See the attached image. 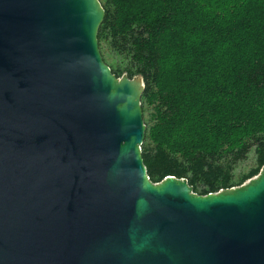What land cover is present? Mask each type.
<instances>
[{
  "label": "water",
  "instance_id": "95a60500",
  "mask_svg": "<svg viewBox=\"0 0 264 264\" xmlns=\"http://www.w3.org/2000/svg\"><path fill=\"white\" fill-rule=\"evenodd\" d=\"M100 0H0V264H264V164L152 182L141 77L103 61Z\"/></svg>",
  "mask_w": 264,
  "mask_h": 264
},
{
  "label": "trees",
  "instance_id": "16d2710c",
  "mask_svg": "<svg viewBox=\"0 0 264 264\" xmlns=\"http://www.w3.org/2000/svg\"><path fill=\"white\" fill-rule=\"evenodd\" d=\"M103 61L141 77V154L152 182L205 195L264 164V0H100ZM254 165L237 175L250 153Z\"/></svg>",
  "mask_w": 264,
  "mask_h": 264
},
{
  "label": "rangeland",
  "instance_id": "374dc122",
  "mask_svg": "<svg viewBox=\"0 0 264 264\" xmlns=\"http://www.w3.org/2000/svg\"><path fill=\"white\" fill-rule=\"evenodd\" d=\"M253 165H254V157H253V154L251 152L248 160L245 161L244 163H242L239 166V168L237 169V175H239L241 171H246L248 168H250Z\"/></svg>",
  "mask_w": 264,
  "mask_h": 264
}]
</instances>
